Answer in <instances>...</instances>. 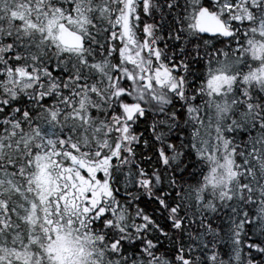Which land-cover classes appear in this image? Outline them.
<instances>
[{
  "label": "snow or ice",
  "instance_id": "1",
  "mask_svg": "<svg viewBox=\"0 0 264 264\" xmlns=\"http://www.w3.org/2000/svg\"><path fill=\"white\" fill-rule=\"evenodd\" d=\"M0 264H264V0H0Z\"/></svg>",
  "mask_w": 264,
  "mask_h": 264
}]
</instances>
